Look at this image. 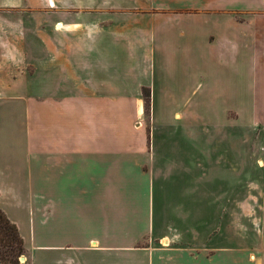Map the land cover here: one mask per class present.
Segmentation results:
<instances>
[{"label": "crops", "instance_id": "crops-1", "mask_svg": "<svg viewBox=\"0 0 264 264\" xmlns=\"http://www.w3.org/2000/svg\"><path fill=\"white\" fill-rule=\"evenodd\" d=\"M47 2L55 0H0V209L24 241L22 264H264V0H79V13L54 15L37 10ZM72 14L79 23H65ZM134 16L141 20L130 27ZM245 34L258 236L238 252L212 222V189L195 184L219 172L197 171L196 161L208 162L212 147H241L242 132L216 126L211 134L206 110L155 114L152 103L147 130L143 91L151 101L178 99L179 37L188 78L213 65L237 74ZM159 130L160 141L151 140ZM215 163L225 179L244 174L237 161ZM185 179L187 189L165 185Z\"/></svg>", "mask_w": 264, "mask_h": 264}, {"label": "rangeland", "instance_id": "rangeland-1", "mask_svg": "<svg viewBox=\"0 0 264 264\" xmlns=\"http://www.w3.org/2000/svg\"><path fill=\"white\" fill-rule=\"evenodd\" d=\"M62 1L63 0H55L53 4L47 2L42 5H37V10L39 11L40 8H42L44 11L51 12L53 15L54 12L58 11H64L65 13H79V0L78 2L71 3H63ZM68 18L72 20L65 23H72L73 21H78L79 23V16H77V14H72V16H69ZM51 19L53 20V25H51V27L54 29H56L57 23L64 22L54 18V16H52ZM130 19L132 20H129L128 18L126 21H133L136 23L130 27L137 26L141 20L140 17L135 16L130 17ZM237 19L239 23L244 24L243 26L245 29L247 27L250 28V25H247L249 22L247 17L237 16ZM49 27V25L46 26V28ZM243 38L245 39L243 66L242 70L238 69L237 74H235V67L228 68L226 73H220V69L213 65L209 70L204 68L199 69L200 67H197V69L194 71V76L192 72L188 78V73H190L192 70L187 69V39L186 37H179L178 44L176 46L180 59V68L178 69V92L180 96L178 99L166 101L162 100L157 95V98L153 100L152 97L151 101L150 97L147 98V94H150V91L148 93L146 90L143 91V96L146 118L144 123L147 124L145 125L147 130L152 103V111L155 109V114L159 112L161 113L163 110V112L168 110L170 113L180 112L186 115L187 111L193 109V107L199 111L206 110L207 112L205 121L212 127L211 134L215 131L214 127L216 126H228L229 128L237 127L238 131L242 132L244 143L241 147L229 149L226 148L227 150L225 148L212 147L209 152V158H211L208 160V162L203 163L201 160H199V162L198 160L196 161L197 171L199 170V165H203L213 169L217 168L219 169V172H214L211 170L212 172L210 177H207L206 180H197L195 187L196 189H199L209 185L212 189V222L214 223L215 221H218L220 225L223 224L222 241L224 238L227 239V248L238 252H250L253 247V243L258 236L257 227L252 222L251 212L253 181L249 177L250 174H247V172H250L251 169L253 140L252 128L254 124V116L252 111L256 99L251 68L252 60L250 53V41L246 42V40L250 39V37L245 34ZM215 39L216 37H214V40ZM155 71V77L158 79L157 69H155ZM208 77H212V81ZM184 80L186 81V84L187 81L190 82L189 89H187ZM210 82H212L211 85ZM209 85L212 87L211 89H209ZM193 91H195L194 96L192 93ZM205 94L208 98L206 101L202 100ZM145 100H148V102ZM183 121L185 122V118ZM159 122H161V119H159ZM154 125L157 129V121L154 123ZM156 132L154 136L153 133H151V140H154L155 142L156 140L160 141L159 139H161L160 130ZM163 139L169 138L166 137ZM215 139L216 138H213V142ZM184 152L185 153L183 154L185 158H183L181 164L185 172H187L188 169H191L190 166L192 165L188 156H193V154H189V148H186ZM216 161H222L224 164H227L228 167L232 165V162L237 161L239 166L243 168L244 174L238 177L228 174L225 179L220 167H215L217 165L215 163ZM165 185L167 188L179 187L187 189L190 187V181L188 179L180 181V183L178 180L165 181ZM235 199H239L240 203L244 205L242 210L241 207L237 208L235 205ZM21 258L20 264H22Z\"/></svg>", "mask_w": 264, "mask_h": 264}, {"label": "trees", "instance_id": "trees-1", "mask_svg": "<svg viewBox=\"0 0 264 264\" xmlns=\"http://www.w3.org/2000/svg\"><path fill=\"white\" fill-rule=\"evenodd\" d=\"M145 90L149 93V89ZM148 97L150 94H147ZM24 254V241L17 226L0 209V264H20V258Z\"/></svg>", "mask_w": 264, "mask_h": 264}, {"label": "water", "instance_id": "water-1", "mask_svg": "<svg viewBox=\"0 0 264 264\" xmlns=\"http://www.w3.org/2000/svg\"><path fill=\"white\" fill-rule=\"evenodd\" d=\"M24 260H25L24 257H22V258H21V261H24Z\"/></svg>", "mask_w": 264, "mask_h": 264}, {"label": "bare ground", "instance_id": "bare-ground-1", "mask_svg": "<svg viewBox=\"0 0 264 264\" xmlns=\"http://www.w3.org/2000/svg\"><path fill=\"white\" fill-rule=\"evenodd\" d=\"M57 26H59V27H60V24H59V25H57Z\"/></svg>", "mask_w": 264, "mask_h": 264}]
</instances>
